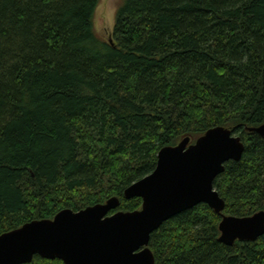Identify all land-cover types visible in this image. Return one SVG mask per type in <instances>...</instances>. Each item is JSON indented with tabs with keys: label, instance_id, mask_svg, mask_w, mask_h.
Returning <instances> with one entry per match:
<instances>
[{
	"label": "trees",
	"instance_id": "obj_1",
	"mask_svg": "<svg viewBox=\"0 0 264 264\" xmlns=\"http://www.w3.org/2000/svg\"><path fill=\"white\" fill-rule=\"evenodd\" d=\"M0 0V236L117 198L164 148L230 129L245 145L214 187L224 216L264 211V0ZM194 143V142H192ZM206 204L151 235L155 264H264V236L226 246ZM30 264H64L35 256Z\"/></svg>",
	"mask_w": 264,
	"mask_h": 264
},
{
	"label": "water",
	"instance_id": "obj_2",
	"mask_svg": "<svg viewBox=\"0 0 264 264\" xmlns=\"http://www.w3.org/2000/svg\"><path fill=\"white\" fill-rule=\"evenodd\" d=\"M109 42L113 44L110 38ZM264 139V124L257 129ZM241 139L215 128L195 144L189 137L158 155L155 171L129 187L127 199L141 198L142 209L118 212L117 198L79 212L66 209L53 220L33 221L0 236V264H30L39 255L64 264H155L151 235L176 215L206 204L222 215L226 202L214 187L225 164L240 161ZM219 241L234 246L264 236V211L251 217L223 216Z\"/></svg>",
	"mask_w": 264,
	"mask_h": 264
},
{
	"label": "rangeland",
	"instance_id": "obj_3",
	"mask_svg": "<svg viewBox=\"0 0 264 264\" xmlns=\"http://www.w3.org/2000/svg\"><path fill=\"white\" fill-rule=\"evenodd\" d=\"M123 1L124 0L100 1L93 19L94 30L100 37L106 40L111 38L116 23V13ZM196 142L197 141L194 140L191 141L192 144H195ZM223 216L224 215H222V218Z\"/></svg>",
	"mask_w": 264,
	"mask_h": 264
}]
</instances>
